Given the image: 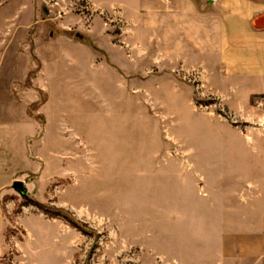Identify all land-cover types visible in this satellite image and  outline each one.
I'll list each match as a JSON object with an SVG mask.
<instances>
[{
    "label": "rangeland",
    "instance_id": "rangeland-1",
    "mask_svg": "<svg viewBox=\"0 0 264 264\" xmlns=\"http://www.w3.org/2000/svg\"><path fill=\"white\" fill-rule=\"evenodd\" d=\"M156 10L0 0L4 264H241L205 240L195 169L214 101Z\"/></svg>",
    "mask_w": 264,
    "mask_h": 264
},
{
    "label": "crops",
    "instance_id": "crops-1",
    "mask_svg": "<svg viewBox=\"0 0 264 264\" xmlns=\"http://www.w3.org/2000/svg\"><path fill=\"white\" fill-rule=\"evenodd\" d=\"M156 5L158 28L171 32L173 46L181 41L186 47L188 62L199 65L205 94L214 101L204 121L202 172L195 169L202 180L204 222L215 226L205 240L215 241L221 259L264 264V111L254 105L264 101V0ZM218 106L236 122L216 114ZM2 126L1 119L0 133ZM3 189L1 181L0 264Z\"/></svg>",
    "mask_w": 264,
    "mask_h": 264
},
{
    "label": "water",
    "instance_id": "water-1",
    "mask_svg": "<svg viewBox=\"0 0 264 264\" xmlns=\"http://www.w3.org/2000/svg\"><path fill=\"white\" fill-rule=\"evenodd\" d=\"M13 188L24 197H27V189L22 181H15L13 184Z\"/></svg>",
    "mask_w": 264,
    "mask_h": 264
},
{
    "label": "built area",
    "instance_id": "built-area-1",
    "mask_svg": "<svg viewBox=\"0 0 264 264\" xmlns=\"http://www.w3.org/2000/svg\"><path fill=\"white\" fill-rule=\"evenodd\" d=\"M255 107L264 111V101L263 100H257L255 103H254Z\"/></svg>",
    "mask_w": 264,
    "mask_h": 264
}]
</instances>
